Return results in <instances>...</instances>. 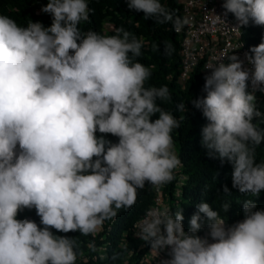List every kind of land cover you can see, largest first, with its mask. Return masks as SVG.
I'll list each match as a JSON object with an SVG mask.
<instances>
[{
	"label": "clouds",
	"instance_id": "obj_1",
	"mask_svg": "<svg viewBox=\"0 0 264 264\" xmlns=\"http://www.w3.org/2000/svg\"><path fill=\"white\" fill-rule=\"evenodd\" d=\"M128 7L176 32L193 22L161 0H128ZM223 8L238 35L251 20L264 26V0H224ZM41 11L52 17L47 27L0 14V264L87 262L78 260L85 251L78 253L75 239L51 229L104 240L105 221L132 207L146 184L160 190L183 167L172 135L181 121L158 103L171 101L170 89L148 85L152 70L137 59L145 41L123 27L114 35L84 31L93 12L88 0H47ZM250 51L251 68L229 52L208 63L204 97L193 104L208 121L202 147L231 164L233 188L257 196L264 190V162L255 153L264 142L255 123L264 117L255 103V92L264 93V42ZM177 109L185 111L183 102ZM223 192L230 195L227 185ZM230 207L200 202L185 230L181 208L158 204L135 225L137 236L155 257L169 249L162 264H264V209L246 199L244 218L229 225L221 211ZM33 208L39 225L17 218Z\"/></svg>",
	"mask_w": 264,
	"mask_h": 264
},
{
	"label": "trees",
	"instance_id": "obj_2",
	"mask_svg": "<svg viewBox=\"0 0 264 264\" xmlns=\"http://www.w3.org/2000/svg\"><path fill=\"white\" fill-rule=\"evenodd\" d=\"M162 3L172 10L175 15L180 16L181 5L177 0H161ZM47 3V0H0V14L7 15L17 21L18 24L26 26L29 20L41 22L44 26L51 24L50 14L43 13L41 8ZM89 8L93 12L89 16L87 23H82L81 28L84 31L93 30L102 35H114L115 29L123 27L145 41V47L142 49V55L138 61L152 70L148 85L160 87L167 85L172 94L171 101L160 102V106L181 121L180 127L173 131L172 135L175 142L177 154L182 161L183 183L180 185V195L178 206H172L174 203L173 189L177 182L176 179L170 184L164 186L163 192L169 196V204L173 212L183 210L184 220L182 221L185 230L189 227L191 215L197 212V205L200 202L209 203L214 210H219L221 204L225 201H231V207L226 212L221 211V215L227 219V223H235L242 220V202L246 199L253 200L257 208L264 209V190L257 196H251L248 193H241L238 189L232 187V166L226 160L221 162L218 154L209 155L201 145V130L208 123L203 116L202 111L196 108L193 101L203 98L201 91L204 89L205 78L197 69L187 83L182 86L179 82V41L171 23L157 24L154 19H145L142 11H136L128 7V0H88ZM104 25H109L110 30L105 31ZM245 46L250 55L251 48L264 42V26L256 25L252 20L247 28L242 32ZM170 44L173 48L171 54L165 53V46ZM158 45L159 50L153 51L152 46ZM147 86V85H146ZM205 90V89H204ZM255 103L261 113H264V93L255 92ZM185 111L177 109V105L182 103ZM157 118L153 116L152 119ZM259 127L264 128V117L257 118L255 121ZM97 135H101L97 133ZM106 138L113 143L118 138L111 134H106ZM256 161L264 162V142L255 148ZM227 185L230 195L223 192V186ZM155 198L154 187L146 184L144 189L139 190L136 203L127 210H119L114 220L105 221L109 223L107 230L104 231V239L108 246L104 253V259L96 255V262H76V264H125L123 259L130 251H135L137 242L130 234L133 224L144 214L151 206ZM203 216V214H201ZM18 219L28 218L34 220L38 225L40 218L35 209H24L18 213ZM54 234L72 237L77 241V251H85L87 254H93L91 247L100 246L104 240L100 239V234L93 237L82 236L79 232L62 233L51 229ZM205 231H201L202 235ZM127 234L125 239L126 246L122 247L121 237ZM123 248V249H122ZM142 255L140 251L137 260ZM132 260H129L128 264ZM136 264V263H133Z\"/></svg>",
	"mask_w": 264,
	"mask_h": 264
},
{
	"label": "built area",
	"instance_id": "obj_3",
	"mask_svg": "<svg viewBox=\"0 0 264 264\" xmlns=\"http://www.w3.org/2000/svg\"><path fill=\"white\" fill-rule=\"evenodd\" d=\"M177 1L181 5V17L189 16L193 21L190 26H185L180 32L174 31L179 41V82L182 86L187 83V81L192 77L193 73L197 69H199L204 78L207 75H210L211 69H207L205 66L210 62L215 63L216 60L214 58L219 57L224 52H229V55H236L240 60L245 62V66L248 68L252 67V65L247 63L245 54H250L242 40V30L246 25L239 26L240 35H238L237 30L234 28L238 25L235 17L231 13H228L227 16H224V0ZM214 14L222 16L225 19L227 25L223 23H215ZM223 59L225 63L228 62L226 57ZM248 90H252L251 83H249ZM203 94H206V92H203ZM176 174L178 178L173 189V196L175 201H178L180 195L179 187L183 183L184 175H182L181 168ZM163 189L164 187H162L160 190L154 188L155 198L148 209L155 207L158 204H166L170 206L169 196L164 194ZM175 201L172 206L178 205V203ZM146 212L140 216V218L133 224L131 228L130 236L134 241L137 242V246L135 247V251H130L129 254L123 259L125 264H128L129 260H132V264H162V261L170 258L169 249L166 248L160 251L159 255L155 257L153 251L150 249V246L138 238L135 225L144 218ZM228 224L231 225V223ZM107 227L108 224L104 222L103 230H107ZM204 235H206V232L201 236ZM126 236L127 234H123L121 237V242L123 245L122 247L126 246V242H128L125 239ZM87 247H89V250L92 248L91 245ZM106 247L107 244L105 243L101 247L93 248V251L99 256V258L104 259L103 254ZM140 251L142 252V255L138 257L137 260H134L133 257L137 256ZM89 255L83 252L78 256V260H96V256Z\"/></svg>",
	"mask_w": 264,
	"mask_h": 264
},
{
	"label": "rangeland",
	"instance_id": "obj_4",
	"mask_svg": "<svg viewBox=\"0 0 264 264\" xmlns=\"http://www.w3.org/2000/svg\"><path fill=\"white\" fill-rule=\"evenodd\" d=\"M103 29H104L105 31H108V30L110 29V27H109V25H104V26H103Z\"/></svg>",
	"mask_w": 264,
	"mask_h": 264
}]
</instances>
